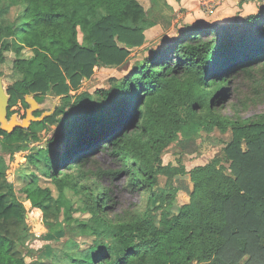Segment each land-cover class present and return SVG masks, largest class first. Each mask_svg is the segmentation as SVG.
<instances>
[{
	"label": "trees",
	"instance_id": "1",
	"mask_svg": "<svg viewBox=\"0 0 264 264\" xmlns=\"http://www.w3.org/2000/svg\"><path fill=\"white\" fill-rule=\"evenodd\" d=\"M0 3L6 7L0 11V68L6 54L13 53L18 77L16 86L7 90L8 118L19 101L25 105L26 96L37 104L47 94L70 98L95 68L123 65L131 50L143 45L144 31L163 19L170 21L172 13L167 0H148L147 9L135 0ZM12 9L18 14L10 19ZM25 51L31 56L24 57ZM240 78L253 86L251 95L264 102V6L226 26L187 29L110 89L76 95L72 105L77 113L65 128L67 137L51 139V149L26 157L28 166L43 167V175L55 181L62 166L75 171L64 175L65 182L79 187L83 198L85 217L75 219L76 236L92 239L66 242L53 264H264V113L244 119L222 112L231 84ZM56 117L11 134L0 129L1 149L10 156L27 151L29 141H37L30 132L34 127H64L65 121ZM193 125L207 132L230 131L224 148L230 175L217 158L193 168L188 204L159 228L154 212L176 204L171 181L185 173L183 167L163 165L160 154ZM99 145L122 167L98 169L80 185L87 175L84 165ZM5 167L0 155V264H28L18 250L29 237L25 208L6 179ZM121 175L130 188L147 192L143 210L113 214L112 190L102 188L98 179ZM161 177L167 186L159 196L155 188ZM22 178L20 192L26 201L46 209L51 191L38 184L33 170L25 169ZM90 182L93 191L88 190Z\"/></svg>",
	"mask_w": 264,
	"mask_h": 264
},
{
	"label": "rangeland",
	"instance_id": "2",
	"mask_svg": "<svg viewBox=\"0 0 264 264\" xmlns=\"http://www.w3.org/2000/svg\"><path fill=\"white\" fill-rule=\"evenodd\" d=\"M142 8H148V0H135ZM172 7L171 18L165 12V17L170 21L163 19L156 26L144 31V43L141 47L131 50L127 61L119 67H97L89 79L82 80L77 91L70 92V98L57 97L53 94H47L38 104V109L33 112L38 117H49L57 114L58 120H64V127L48 125L45 128L34 127L30 130L37 135V141H29L28 150L19 152L10 156L0 147V155L4 157L6 167L5 176L7 181L13 185L18 201L25 208V223L29 232L28 240L24 247L18 246V250L25 257L26 263L53 264V258L61 252L65 243L73 240L78 243L90 242L76 236V218H82L84 209L83 198L73 184H68L64 175H74L75 171L65 170V166L59 168L56 172L55 181L51 176H44L43 167L34 168L26 164V157L30 153H35L38 149L46 152L51 149L49 140L54 139L56 142L67 137L69 131L65 130L69 122L75 118L77 110L72 105L75 96L81 93L93 94L97 90H108L112 87L115 80H121L132 68L140 64L144 59L159 49L163 43L175 40L178 34L192 27H222L231 24L234 21H240L239 13L241 6L246 3L254 5L264 4V0H167ZM6 9L3 3H0V11ZM17 9H12L10 19L17 16ZM8 46L12 49V40H7ZM23 56H31L29 51H25ZM14 60L13 53L6 54L4 65L0 68V78L4 90L15 87L17 75L12 68ZM243 85V86H242ZM252 85L246 83L240 78L231 84V97L223 106L222 112L229 117L234 113L244 119L257 114L264 113V102L262 97L256 98L251 95ZM8 95V94H7ZM9 97V96H8ZM32 98V97H31ZM29 104L23 105L20 101L16 106L11 108L17 120L21 122L26 116V110ZM29 128V127H28ZM27 128V129H28ZM26 130V129H24ZM178 137L177 142L171 144L160 154V160L163 165L171 163L175 167H183L185 173L174 177L171 181L172 187L177 189L176 204L167 211L163 208L154 212V224L159 228H164L165 219L174 218L180 207L188 204L193 184L190 179V171L198 166H203L217 158L221 160L222 166L225 167L226 174L230 175L229 162L225 159L224 148L231 139L230 131L222 134L218 130L207 132L198 125L191 126L190 130ZM61 144V143H59ZM62 145V144H61ZM60 145V146H61ZM121 152L122 149H119ZM89 156L91 160L84 165L87 171L86 179L79 184L87 181L92 176L90 173L101 170H119L122 165L114 155H110L103 145ZM33 170L38 177V184L42 188H48L51 191V199L46 204V209L39 210L31 206L26 201L20 189L24 183L23 171ZM90 171V172H89ZM62 180L63 182H58ZM98 183L102 188L109 186L115 201L113 214H123L125 212L141 211L147 205V192L143 190L132 189L128 186L126 177L118 176L111 180L108 176H101ZM92 182L88 184V190L93 191ZM165 178L161 177L158 186L155 188L156 193L161 194V190L166 188ZM160 196V195H159ZM157 202V200H155ZM164 207V206H163ZM87 244V243H86ZM61 264V263H60Z\"/></svg>",
	"mask_w": 264,
	"mask_h": 264
},
{
	"label": "water",
	"instance_id": "3",
	"mask_svg": "<svg viewBox=\"0 0 264 264\" xmlns=\"http://www.w3.org/2000/svg\"><path fill=\"white\" fill-rule=\"evenodd\" d=\"M164 44V43H163ZM25 102L29 104L25 118L19 122L15 115L8 118L9 97L6 94L2 80L0 78V129L11 134L15 129H27L32 122L41 121L43 117L36 118L33 112L38 109V104L30 96H26ZM123 146L120 148L122 149Z\"/></svg>",
	"mask_w": 264,
	"mask_h": 264
},
{
	"label": "crops",
	"instance_id": "4",
	"mask_svg": "<svg viewBox=\"0 0 264 264\" xmlns=\"http://www.w3.org/2000/svg\"><path fill=\"white\" fill-rule=\"evenodd\" d=\"M261 6H264V4L259 3L257 5H254L252 3H249V4L244 3L241 6V9L239 10L240 11L239 13H241L240 17L243 18V17L249 16V15L255 14L257 12L258 8Z\"/></svg>",
	"mask_w": 264,
	"mask_h": 264
}]
</instances>
